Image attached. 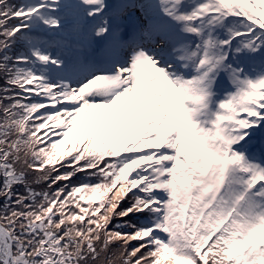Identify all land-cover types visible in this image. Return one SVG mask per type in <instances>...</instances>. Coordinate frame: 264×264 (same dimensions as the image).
I'll return each instance as SVG.
<instances>
[{
	"label": "snow or ice",
	"instance_id": "obj_1",
	"mask_svg": "<svg viewBox=\"0 0 264 264\" xmlns=\"http://www.w3.org/2000/svg\"><path fill=\"white\" fill-rule=\"evenodd\" d=\"M0 264H264V0H0Z\"/></svg>",
	"mask_w": 264,
	"mask_h": 264
}]
</instances>
